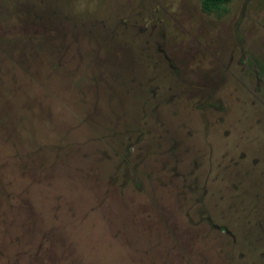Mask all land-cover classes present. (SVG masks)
Listing matches in <instances>:
<instances>
[{
	"label": "rangeland",
	"instance_id": "rangeland-1",
	"mask_svg": "<svg viewBox=\"0 0 264 264\" xmlns=\"http://www.w3.org/2000/svg\"><path fill=\"white\" fill-rule=\"evenodd\" d=\"M0 0V264H264V0Z\"/></svg>",
	"mask_w": 264,
	"mask_h": 264
},
{
	"label": "trees",
	"instance_id": "trees-1",
	"mask_svg": "<svg viewBox=\"0 0 264 264\" xmlns=\"http://www.w3.org/2000/svg\"><path fill=\"white\" fill-rule=\"evenodd\" d=\"M232 1L233 0H201L200 7L205 14L222 16L227 12V6Z\"/></svg>",
	"mask_w": 264,
	"mask_h": 264
}]
</instances>
